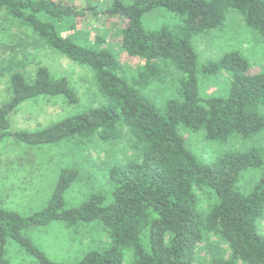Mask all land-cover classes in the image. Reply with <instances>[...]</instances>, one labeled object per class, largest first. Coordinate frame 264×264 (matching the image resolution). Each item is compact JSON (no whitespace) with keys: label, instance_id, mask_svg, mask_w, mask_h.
Here are the masks:
<instances>
[{"label":"trees","instance_id":"obj_1","mask_svg":"<svg viewBox=\"0 0 264 264\" xmlns=\"http://www.w3.org/2000/svg\"><path fill=\"white\" fill-rule=\"evenodd\" d=\"M87 7L95 16L124 20L121 49L140 59L142 68L128 78L111 49L87 48L63 37L58 23L85 16L84 10L56 0H0V13L20 21L70 61L89 67L103 98L99 107L45 129L11 131L10 116L26 101L63 96L69 104L79 102L68 80L55 78L45 66L38 68L32 82L14 72L11 99L0 108V143L8 137L31 146L95 137L111 143L127 135L136 156L110 170L109 204L105 195L94 194L80 207L66 208L64 194L80 175L67 169L42 212L23 217L0 209V264H9V238L39 264H66L50 260L22 231L54 221L76 227L96 220L106 228L108 245L73 264H197L202 244L208 264H264V144L232 149L207 162L190 149L180 131L183 127L203 132L208 141L222 144L264 134V73H252L238 51L200 65L193 44L195 37L221 28L231 9L264 39V0H113L105 8ZM158 9L175 15L178 23L146 29L144 17ZM171 71L179 76L177 96L159 109L146 91ZM223 71L232 77L229 94L202 98L199 74ZM249 172L257 177L251 188H242ZM205 191L212 196L207 207L199 196ZM212 237L219 238L216 245Z\"/></svg>","mask_w":264,"mask_h":264},{"label":"rangeland","instance_id":"obj_2","mask_svg":"<svg viewBox=\"0 0 264 264\" xmlns=\"http://www.w3.org/2000/svg\"><path fill=\"white\" fill-rule=\"evenodd\" d=\"M56 1L86 11L85 16L58 23L63 37L87 48L111 49L119 58L128 78L140 71L143 62L121 49L124 20L107 14L95 16L87 9L88 5L108 7L113 0ZM178 21L172 13L158 9L144 17L143 25L146 29L157 30L175 25ZM98 38L104 41L98 42ZM193 44L200 65L217 61L227 52L238 51L249 61L252 73H264V39L247 26L243 15L237 10H229L221 28L195 37ZM40 66L49 68L57 79H67L77 93L79 102L69 104L63 96H41L26 101L11 114V131H38L102 105L103 98L89 67L70 61L42 41L30 28L6 12H1L0 108L11 99V75L19 71L32 82ZM198 77L202 98L225 97L229 94L232 82L229 73H200ZM178 78L171 71V74H165L162 81L155 82L146 91L159 109L163 108L167 100L177 96ZM180 131L190 149L207 162L214 161L232 149L246 150L253 145L264 144V134L253 140L237 137L228 144H222L208 141L203 132L194 133L183 127ZM131 144L127 135L111 143L95 137L90 141L75 139L41 146L27 145L8 137L0 143V209L13 211L23 217L42 212L48 206L62 172L67 169H76L80 175L64 194L66 208H78L94 194L105 195L109 204L112 201L110 170L136 156ZM256 177V172L247 173L241 182L242 188H251ZM199 196L202 206L207 207L208 201L212 199L211 194L205 191L199 192ZM260 227L264 234V217ZM22 235L30 239L50 260L66 264L76 263L87 253L102 250L109 243L106 228L99 220L81 223L76 227H67L62 221H54L43 227H27ZM211 240L216 245L219 238L212 237ZM222 247L228 256L227 246ZM130 257L131 254L127 260ZM199 257L197 264H208L204 261L208 258L204 244L200 245ZM6 258L9 264H39L33 255L11 238L7 240Z\"/></svg>","mask_w":264,"mask_h":264}]
</instances>
